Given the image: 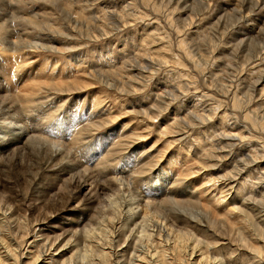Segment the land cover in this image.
Masks as SVG:
<instances>
[{"label": "rangeland", "instance_id": "374dc122", "mask_svg": "<svg viewBox=\"0 0 264 264\" xmlns=\"http://www.w3.org/2000/svg\"><path fill=\"white\" fill-rule=\"evenodd\" d=\"M0 96L3 144L21 126L77 173L0 151L16 264L39 232L81 247L37 264H114L86 241L122 194L200 239L197 260L264 264V0H0Z\"/></svg>", "mask_w": 264, "mask_h": 264}, {"label": "bare ground", "instance_id": "6f19581e", "mask_svg": "<svg viewBox=\"0 0 264 264\" xmlns=\"http://www.w3.org/2000/svg\"><path fill=\"white\" fill-rule=\"evenodd\" d=\"M12 33H14V32H12ZM187 53H189V52H187ZM27 92H29V91H27ZM0 106H1V104H0ZM8 109H9V107H6V109H4V112L2 110L1 111L3 113L7 114L13 108L11 110H8ZM3 113H1V114H3ZM15 113H17V112H15ZM11 124H14V123L11 122ZM23 127H24V125H23ZM52 127H55V126H52ZM19 128H21V126L14 127L13 133H11V134L8 133L11 135L9 137L11 139H9L5 144H3L4 139H0V151L6 150L9 146L11 149H13L14 147H15V149H18L19 147H20L19 149H23L21 147L28 148L29 153L32 154L33 156H36L34 158L35 161L39 164L41 163V167L45 166L47 168H51V167L57 168V174H59V175L60 174L61 175L69 174L70 181L75 182L76 176H73L72 171L74 174L76 171L73 170V168H72L73 164L72 163H69L68 165L62 164L63 163L62 159H64V155H63L61 150H59L57 152L56 148H55V150L50 151L48 149L49 147H47V146L43 147L41 145V143H40V147L39 146L37 147L35 145V143L38 141V140H36L37 137L35 139L34 138L32 139L31 138L32 135L26 136L22 133H16V131ZM57 128H59V127H57ZM11 129H13V127ZM66 129L67 128L64 127L63 130H66ZM60 131L62 132L61 129H60ZM1 137H4V136H1ZM18 144H19V146H17ZM30 150H33L34 152H30ZM30 154H28V155H30ZM34 159H33L32 163L34 162ZM59 159H61V161ZM29 165H31V164H29ZM35 166L37 167V165H35ZM81 178L79 179V181L77 180L79 182L78 183L79 188H82L85 186L84 184H85L86 180H84V179L81 180ZM109 181H107V179H106V183ZM95 183H98V182L95 181ZM100 185L102 186V184H100ZM95 187H96V185L94 184L93 191L97 190V189H95ZM94 193H95V191H94ZM114 200H115V198H114ZM88 202H89V204L93 202L92 197L89 198ZM113 202H114V204H113L114 206H115L116 202H117V205L115 206V209L113 211H111V213L107 214V215H109V219L106 222L107 224L102 222V225L104 223V226L101 228L100 227L97 228L98 233L95 232L93 238L91 240L86 241V244H88L90 247H92V245L90 243L94 242V244H96L95 247H103V249H104V247L108 248L107 251H103V249H102V254L104 255L106 262L109 261V259H110L109 256L113 255L116 258L115 263H117V264H169L167 261L169 259L168 255L172 256L173 258H174V256L177 258H180V257H178V255L176 256V253H175V251H177V249H178V252L182 253V255L181 254L180 255L185 257L184 261L186 264H211L208 261H200L202 258V255H203V254H201L202 251H200V248H198V250L200 251L199 254L196 255V253H193L197 247L202 246V245L200 246V244L202 243V241H200V239L191 240L190 237H188L184 233L182 234L179 230L175 229L176 225L169 223V221L166 218H164L162 221L158 215L154 218L151 216V214L143 213L144 210L146 211L149 209L148 205L147 204L142 205L139 202V200L136 199V197L134 195L127 196V194H126V196H124V194H122V198L120 197L119 201H116V202L113 201ZM2 206H0V264H16V262L18 260L16 258L17 251H16V249H13L12 247L18 248V245L16 244L15 241L12 242V238L14 236L10 237L8 231H6L7 229L5 230L6 232L3 231V226H4L3 224H5L7 222V220H8L7 218L9 216L7 215V213H5L6 206L4 208ZM173 217H177L178 219H181L180 215H173ZM18 219L19 218H16L17 224L19 226H23V221L20 222ZM119 221H121L122 223L120 224ZM177 221L178 220L175 219L174 222L177 224ZM78 224L79 223H75V227H77ZM75 231H77V229ZM75 233L76 232H72V234L69 235L68 237H67V235L59 234V235H56L54 238H50V236L48 234H43L42 232H39L38 239H37V235L33 234L32 237L36 238V239L33 240L31 242V244L33 243V245H34V247H36V249L34 251V254L31 255V253H28L27 256H29V257H27L26 260H29V261H26L24 264H37V263H40V261H43L47 258H50L49 260H54L53 257H55V256L53 255V253H55L56 251H58V255L60 254V256H62L63 254L70 252L73 249L72 247H81L80 242L77 241V239L75 238ZM181 234L183 237L181 236ZM180 236L182 237V239L180 238ZM184 239L186 240L185 243L183 242L184 244H180V242H182V240H184ZM89 241H91V242L89 243ZM212 243H214V242H212ZM207 245H208V243L204 246L207 247ZM213 245L214 244H211V242H210L208 247L209 248L213 247ZM8 247H11V248H8ZM115 247H125V249L127 247H131L132 249L130 250L131 251L130 257L129 258L126 257V260L122 261V258L121 259L119 258L120 256L117 253V250H115ZM125 249L123 251H126ZM100 251H101V249H100ZM120 251H121V248H120ZM112 252H113V254H112ZM96 253H97V251H96ZM206 253L208 255L207 251H206ZM209 253H211V252H209ZM72 254L73 253H71V255ZM46 255L49 257H45ZM199 255H201V258H200V260H197V257ZM193 257L194 258L196 257V260L198 261L197 263H196V260H193L194 259ZM98 258H101V257H98ZM210 259H212V257ZM9 260H11V261H9ZM181 260H183V258L180 259V261ZM56 261H57L56 264H58L59 263L58 259H56ZM102 261H104V260L102 259ZM101 262H96L93 264H106L104 262L103 263H101ZM173 262H171L170 264H173ZM53 263L49 262L47 264H53ZM61 264H77V263H75L74 261L68 260V261H61ZM111 264H113V263L111 262Z\"/></svg>", "mask_w": 264, "mask_h": 264}]
</instances>
